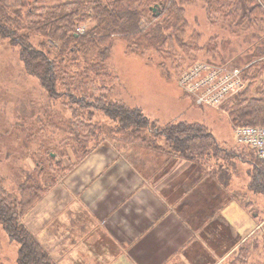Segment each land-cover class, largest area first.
I'll return each instance as SVG.
<instances>
[{"label": "rangeland", "instance_id": "obj_1", "mask_svg": "<svg viewBox=\"0 0 264 264\" xmlns=\"http://www.w3.org/2000/svg\"><path fill=\"white\" fill-rule=\"evenodd\" d=\"M68 1L71 0H39V5L56 6ZM207 7L204 0H190L186 3L185 15L189 23L184 41L189 48L183 50L176 42L165 43V47L168 46L170 50L164 61L166 65L155 50L146 55L126 53L124 40L115 37L106 60L107 70L112 75L108 82L112 86L110 96L122 98L131 106L141 107L150 119L162 124L179 120L200 122L213 133L221 148L239 155L234 160V167L229 163L220 168L218 162H222V157L190 162L193 165L205 164L217 171L216 187L223 191L233 189L238 199V202L221 203L217 206V211L207 205H201L200 209L192 211L190 222L195 228H201L205 221L204 224L209 229H223L221 239L209 243L207 250L200 248L194 261L212 264L216 253L224 250L228 253L241 237L253 231L240 244L253 243L250 245V264H264V197L261 193L251 191L248 186L251 164L246 160L255 159L253 151L246 145L237 144L234 124L224 109L225 105L196 103L193 96L187 94L179 84L175 66L180 62L187 66L198 60L221 59L232 65L246 67L254 41L257 45L255 38L260 36V40L262 37L264 39V23L259 22L262 29L257 23L247 30H241L239 25L230 26L224 22L220 13L214 15L215 21L212 20ZM161 20L154 23L151 29L155 46L162 44L167 33ZM89 26L90 24L80 25L77 31L82 32ZM194 36L196 38L193 39ZM40 40L41 37L36 36L34 43L37 44L36 41ZM51 44L55 46L54 43ZM215 52L217 55L213 56L212 53ZM259 58L264 63V55ZM254 87L257 94L263 91L264 68ZM64 99L50 97L39 80L26 72L24 61L20 57V47L9 39L0 37V184L16 197H20V183L29 175L45 188L47 199L49 193L52 197L61 190L63 194L68 193L64 186L67 177L99 144L112 142L136 166L144 151L169 157L168 153L161 152L162 149L167 150L163 137L154 138L144 131L138 134L144 138H125L124 134L115 132L116 123L101 113H96L93 118V122H97L99 126L90 131L85 129ZM40 205L38 202L33 210L31 208L21 218L23 223L32 226L33 230L28 229L49 253L53 250L61 256L60 260L54 257L56 264H106L109 261V254L104 247L106 242L97 234V229L91 226L84 210L75 202L51 221L50 228L57 233L58 238L48 250L44 238L41 239L37 234L42 215ZM219 209L227 218L228 226L225 231L220 223L210 219ZM53 231L50 232L53 234ZM46 236L48 242L53 238L48 233ZM61 243L67 244L66 248L72 244L68 254H63V247L60 252ZM17 249V242L9 239L0 223V264H18ZM234 251H230L229 259ZM65 256L69 259L66 260ZM90 258L93 260L89 261ZM219 258L222 257H216V260ZM222 260L217 264H225L224 259Z\"/></svg>", "mask_w": 264, "mask_h": 264}, {"label": "trees", "instance_id": "obj_2", "mask_svg": "<svg viewBox=\"0 0 264 264\" xmlns=\"http://www.w3.org/2000/svg\"><path fill=\"white\" fill-rule=\"evenodd\" d=\"M189 1L71 0L61 5L45 6L39 5V0H0V37L20 47L26 72L39 80L50 97L65 98V104L71 107L85 129L90 131L99 126L93 118L96 113H101L116 123L115 132L124 134L125 138H144L138 135L144 131L154 138L163 137L167 145L164 151L169 157L186 162L222 157V162H218L220 168L229 163L234 167V160L239 155L221 148L204 124L187 120L162 124L150 119L141 107L110 96L112 86L108 82L112 75L107 70L106 60L115 37L124 40L126 53L146 55L155 50L166 65L164 61L170 50L165 43L176 42L183 50L189 48L184 41L189 23L185 5ZM204 1L212 20L220 13L224 22L230 26L239 25L241 30L264 23V0ZM159 20L167 33L162 44L155 46L151 29ZM83 24L90 26L82 32L77 31V27ZM36 36L41 37L37 44L34 43ZM258 37H254L257 45L254 41L250 61L243 66L245 84L221 103L233 124L264 125V89L260 94L254 91L255 82L264 68L263 59L259 58L264 55V39ZM212 54L217 55L216 52ZM208 61L227 62L221 59ZM190 65L177 63L178 75ZM251 150L255 159H245L251 164L248 186L264 197V161ZM18 192L20 197L0 184V223L9 239L18 244V264H56L21 218L46 194L45 188L29 175L20 183ZM251 244H239L227 264H250Z\"/></svg>", "mask_w": 264, "mask_h": 264}, {"label": "crops", "instance_id": "obj_3", "mask_svg": "<svg viewBox=\"0 0 264 264\" xmlns=\"http://www.w3.org/2000/svg\"><path fill=\"white\" fill-rule=\"evenodd\" d=\"M161 152L165 153L163 149ZM139 159L140 166H136L112 142L99 144L67 177L64 186L68 193L61 190L54 197L49 193V199L45 194L38 201L42 215L37 234L44 238L46 248L49 250L58 238L50 228L51 221L75 202L106 242V264H199L194 261L199 249L207 250L209 243L221 239L223 229H209L205 221L201 228H195L190 222L192 211L201 205L217 211L221 203L238 202L235 191L218 189L217 172L204 164L193 165L149 151H144ZM220 211L210 219L220 223L225 231L227 218ZM24 224L33 230L30 224ZM47 233L53 237L50 242ZM253 233L241 237L230 251ZM72 244L66 248L68 245L61 243L60 252L63 247L66 254ZM230 251L216 253L212 264L223 262L222 259L226 264ZM50 254L60 260L57 252L52 250Z\"/></svg>", "mask_w": 264, "mask_h": 264}, {"label": "built area", "instance_id": "obj_4", "mask_svg": "<svg viewBox=\"0 0 264 264\" xmlns=\"http://www.w3.org/2000/svg\"><path fill=\"white\" fill-rule=\"evenodd\" d=\"M179 84L196 103L218 106L245 84L243 67L228 63L198 60L179 74ZM238 144L253 149L264 161V125L237 123L233 128Z\"/></svg>", "mask_w": 264, "mask_h": 264}, {"label": "water", "instance_id": "obj_5", "mask_svg": "<svg viewBox=\"0 0 264 264\" xmlns=\"http://www.w3.org/2000/svg\"><path fill=\"white\" fill-rule=\"evenodd\" d=\"M153 10L155 11V10H156V7H154V8H153ZM157 14H159V12H158V13H156L155 15H157Z\"/></svg>", "mask_w": 264, "mask_h": 264}]
</instances>
